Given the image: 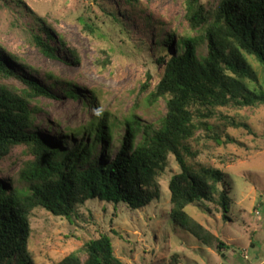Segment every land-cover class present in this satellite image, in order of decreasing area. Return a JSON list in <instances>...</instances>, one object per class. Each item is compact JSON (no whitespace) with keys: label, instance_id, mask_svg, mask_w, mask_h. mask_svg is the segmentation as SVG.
I'll return each mask as SVG.
<instances>
[{"label":"trees","instance_id":"1","mask_svg":"<svg viewBox=\"0 0 264 264\" xmlns=\"http://www.w3.org/2000/svg\"><path fill=\"white\" fill-rule=\"evenodd\" d=\"M143 19L147 25L152 22L150 16ZM35 20L34 28L45 36L35 32L33 43L42 54L61 58L52 44L56 41L53 28L45 27L42 18ZM186 20L189 34L169 32L164 38L156 34L155 63L162 64V73L150 90L149 73L140 86L148 104L165 102L158 125L143 123L134 112L123 120L103 112L84 127L65 130L63 146L39 134L33 116L36 108L31 105L39 97L55 98L52 90L59 80L48 73L49 84L39 83L17 64L32 67L17 62L0 46V159L16 146H24L33 156L17 174L18 185L0 178V264H35L29 237L30 214L36 207L70 218L76 205L89 200L113 206L123 203L132 210L158 200V178L168 166L169 155L179 168L168 180L170 220L203 245L225 247L220 236L186 211L188 205L205 207L215 202L222 219L233 223L224 169L195 162L198 150L191 141L199 131L219 145L231 139L229 135L222 139L215 132L217 125L211 123L220 108L264 106V0H218L213 9L200 0H186ZM201 44L206 54L198 52ZM11 78L24 87L9 83ZM66 85L62 91L75 98V88ZM94 104L96 97L87 103ZM221 117L233 127L248 126L228 115ZM120 127L125 128L123 134ZM80 251L84 258L71 252L54 264H124L114 254L106 232L84 242ZM179 258V253H173L168 264H179Z\"/></svg>","mask_w":264,"mask_h":264},{"label":"rangeland","instance_id":"2","mask_svg":"<svg viewBox=\"0 0 264 264\" xmlns=\"http://www.w3.org/2000/svg\"><path fill=\"white\" fill-rule=\"evenodd\" d=\"M200 2L213 9L218 0ZM145 16L152 18L148 25ZM36 18L53 28L56 41L52 44L61 58L42 54L33 43L35 32L45 36L34 28ZM169 32H192L186 20V0H139L133 4L127 0H0V46L17 62L32 67L28 70L17 64L39 83L49 84L48 73L59 80L52 90L55 98L39 97L31 105L36 108L33 116L39 134L61 146L65 130L84 127L103 112L119 120L134 112L143 123L158 125L166 111L165 102L148 104L140 86L147 73V90L158 82L162 64L155 63L154 38L156 34L164 38ZM198 52L206 54L204 44ZM255 71L262 80L261 71ZM8 82L24 87L14 78ZM69 83L75 88V98L62 91ZM94 96L97 105L88 106ZM218 112L211 119L217 125L215 132L222 139L227 135L231 139L219 145L199 131L191 143L198 150L195 162L224 169L233 223L222 219L215 202L205 207L188 205L186 211L220 236L225 247L203 245L170 220L168 180L179 168L169 155L168 166L158 178L160 198L141 209L95 199L76 205L75 214L67 218L34 208L29 250L35 264H54L71 252L84 258L82 244L105 232L111 237L114 254L124 264H168L176 252L179 264H264V106H229ZM221 115L248 126L233 127ZM118 130L125 132L124 127ZM116 146H120L118 141ZM31 159L24 146L12 148L0 159V178L18 185L16 176Z\"/></svg>","mask_w":264,"mask_h":264}]
</instances>
